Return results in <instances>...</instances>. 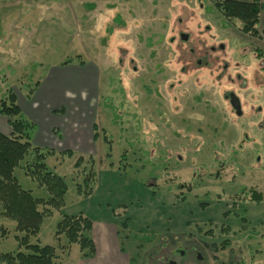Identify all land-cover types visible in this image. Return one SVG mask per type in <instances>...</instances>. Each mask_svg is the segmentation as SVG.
<instances>
[{
	"label": "rangeland",
	"instance_id": "obj_1",
	"mask_svg": "<svg viewBox=\"0 0 264 264\" xmlns=\"http://www.w3.org/2000/svg\"><path fill=\"white\" fill-rule=\"evenodd\" d=\"M216 1L0 0V97L11 89L27 99L45 78L63 81L77 99L78 130L90 133L95 124L98 135L87 150L46 157L66 192L30 243L65 254L59 248L65 236H54L57 223L62 214L80 213L92 221L97 243L87 264H165L175 247L186 250L177 264H264V11L254 37L241 32L237 19L223 17ZM204 55L209 67L195 70ZM68 59L71 67L53 76ZM170 83L174 91H167ZM217 89L237 93L241 116ZM14 175L35 197H48L21 166ZM188 183V198H176ZM252 190L262 194L259 201L250 200ZM123 221L127 227L119 226ZM3 222L8 235L0 251H16L15 223ZM110 224L113 231L118 226L129 261L114 249ZM66 253L74 261L80 251L71 244Z\"/></svg>",
	"mask_w": 264,
	"mask_h": 264
},
{
	"label": "trees",
	"instance_id": "obj_2",
	"mask_svg": "<svg viewBox=\"0 0 264 264\" xmlns=\"http://www.w3.org/2000/svg\"><path fill=\"white\" fill-rule=\"evenodd\" d=\"M214 6L227 20L237 19L240 22L241 32L259 37L257 24L260 12L264 11V1L220 0L216 1ZM260 57L263 55L261 54ZM69 62L70 59L65 60L61 65H67ZM79 64L82 65L83 62L79 60ZM0 115L7 118V124L11 129L9 135L0 131V217L13 221L15 231L18 233L15 235L18 249L6 253L0 251V264H58V247L30 243V238L38 234L43 219L51 214L50 209H60L63 205L66 192L65 180L45 164L46 157L52 155L54 151L32 145L35 125L24 116L11 89L0 97ZM92 129V137L95 140L98 137L95 124L92 125ZM103 137L108 144L111 142L104 130ZM62 153L72 156L71 150ZM27 157L29 160L23 162ZM82 160V156L78 157L73 164L74 168L78 167ZM19 166L23 168L26 176L46 189L48 192L46 199L34 197L29 190L20 186L14 175L15 168ZM91 176L93 177L94 174L91 173ZM91 180L88 177L84 178L85 183ZM77 190L82 191L80 186ZM84 192L89 194V189ZM151 193H154L153 190ZM249 194L250 200L256 202L262 197V194L256 190H252ZM122 225L127 223L123 221ZM91 229L92 221L87 216L80 213L62 214L54 233L57 239L60 235L66 238L67 244L59 246L61 252H67L71 244H76L83 258H92L95 246L91 238ZM222 231L227 232V229L220 228V233ZM204 233L210 236L213 234L212 230ZM7 235L6 227L0 225V240ZM224 244H227V240Z\"/></svg>",
	"mask_w": 264,
	"mask_h": 264
},
{
	"label": "crops",
	"instance_id": "obj_3",
	"mask_svg": "<svg viewBox=\"0 0 264 264\" xmlns=\"http://www.w3.org/2000/svg\"><path fill=\"white\" fill-rule=\"evenodd\" d=\"M7 41L10 42L11 40H7ZM0 49H3L2 46H0ZM5 49H10L11 51L14 50L13 47H11L8 44L5 47ZM62 67L65 68V70L64 69H61L59 71L51 70L52 75L53 76L60 75L61 73L67 70V67L70 68L71 66L65 65ZM49 75L50 72L48 76ZM51 77L52 76H50L48 79H51ZM53 81H55L54 78H52L51 82L46 81V78L43 81H40V83L37 84L36 87H34L33 93L30 95V97L27 98L28 100L26 98L24 99L19 98L15 95L17 104L20 107L22 113L27 119H29V121H31L35 125V129L32 134L31 143L33 146H37L42 149H47V148L52 149L54 151L53 154H55L57 151H60L59 153H62L66 150H71L72 152L77 150L81 151L79 149L87 150L88 146L91 144V141H93L92 127L90 133L89 130L87 129L86 131L84 130V133L82 132L80 133V131L78 130L79 120L76 117L77 99L70 97L73 96L70 85L67 83L66 84L63 83V81H59V82H53ZM45 83H48L49 85L45 91V96H42L41 94L38 98L37 95L39 94L41 89L44 88ZM53 90L56 91L55 99L52 93L49 96H46L48 92ZM65 90H69V92ZM54 115H57L56 120L53 119ZM0 117H1L0 131L6 135H9L11 133V129L7 124V118L2 115ZM77 138H79L78 142H77ZM82 152L85 153L86 151H82ZM53 154L48 155L47 157L53 156ZM36 185L38 186V184ZM38 187L42 188V186H38ZM26 190H29L32 193L31 189H26ZM0 219H2V221L0 222L3 223L0 225L4 226L3 219L5 218L0 217ZM110 221H112L111 218ZM120 225H122V222L119 223V226ZM107 226H108L109 234L113 235L111 236V239L114 240V249L117 251L118 256L123 261L124 260L129 261L127 257L124 256V253L121 252L123 251L124 246H122L121 240H119L118 238L119 237L118 226L114 227V231L113 228L111 227V224ZM122 226L127 227L126 225H122ZM92 228H93V223H92ZM61 236L62 235L58 237V240L60 239ZM91 238L95 246V253H94V257H95L97 253L96 250L97 243L95 242L92 233H91ZM107 241L109 242V240ZM61 246H65V245H61ZM65 254L67 253L65 252ZM65 254H61V255L58 254L59 255L58 264H87L89 259H91V258H83L80 253L78 260L73 261V260H68Z\"/></svg>",
	"mask_w": 264,
	"mask_h": 264
},
{
	"label": "flooded vegetation",
	"instance_id": "obj_4",
	"mask_svg": "<svg viewBox=\"0 0 264 264\" xmlns=\"http://www.w3.org/2000/svg\"><path fill=\"white\" fill-rule=\"evenodd\" d=\"M182 34H180V36H181ZM185 36V35H184ZM182 37V36H181ZM183 38V37H182ZM213 49V48H212ZM203 58H206V56L204 55V56H202L201 58H199V59H197L196 60V62H197V64L195 65V66H193L194 67V69L195 70H197V69H199L200 67H209V64L208 63H206L207 61H204L203 62ZM183 68H184V66H182ZM182 67H180V71H181V73H183V72H185V69H184V71L182 70ZM224 68H226V67H224ZM222 76H223V71L221 70L216 76H215V79H217V81H219L221 78H222ZM193 79H195L196 80V82H197V77L196 76H194L193 77ZM171 84V85H170ZM169 85L170 86H168L167 87V91L168 90H171V89H173V91H174V86H175V84H172V83H170ZM191 84H195V82H194V80L191 82ZM197 84V83H196ZM178 87L180 86V84H176ZM196 89H198V88H196ZM200 91V90H199ZM176 92V91H175ZM217 94H218V96L220 97V95H222L220 92H219V90L217 89ZM231 94H234L237 98L239 97L238 95H237V93H235L234 92V90L232 91L231 89L229 90V91H227L226 92V94H224V95H222V98H224V99H226V100H228V102H229V104H230V106L232 107V105H231V102H230V99H231ZM239 99V103H240V107H241V100H240V98H238ZM174 100H176L175 99V97L173 98V102H174ZM200 100V99H199ZM199 100H197V101H199ZM172 102V103H173ZM205 103H206V101H205ZM258 107H256V110L257 111H259V109H257ZM232 109H233V111H234V113H235V109L232 107ZM173 110H174V112H178L179 110H180V107H179V103L177 102L176 104H174V106H173ZM215 110V108H212V107H208L207 108V112H210V113H213L212 111H214ZM236 114V113H235ZM241 114H242V110H241ZM241 114L240 115H237L236 114V116H241ZM245 138H246V136H245ZM179 187H185L186 188V190H187V193H183V194H181L180 196H179V194L176 196V198H181V199H186V198H188V193L191 191V189H192V187H191V184L190 183H188V184H181V185H179ZM234 194V193H233ZM233 194H230V196L231 195H233ZM203 208H205V207H203ZM202 208V209H203ZM212 222H209V223H207V222H205V223H203L204 225H208V226H211V225H214V221L213 220H211ZM204 222V221H203ZM189 224H187V226H188ZM195 230L197 231V232H199V230H202V231H204L203 230V228L202 227H200V226H196L195 227ZM208 230H212L213 231V229L211 228V227H209L208 228ZM205 231H207V230H205ZM204 231V232H205ZM178 255H180V256H184V255H186V250L184 249V250H182L181 248H177V247H175L173 250H171L170 251V253H169V256H168V258L166 259V261H165V264H170V262H173V264H177V261L175 260V257L176 256H178ZM196 257H197V259H199L200 258V256L196 253ZM148 261H150L149 259H147V260H144L143 262H142V264H152V263H150V262H148Z\"/></svg>",
	"mask_w": 264,
	"mask_h": 264
},
{
	"label": "water",
	"instance_id": "obj_5",
	"mask_svg": "<svg viewBox=\"0 0 264 264\" xmlns=\"http://www.w3.org/2000/svg\"><path fill=\"white\" fill-rule=\"evenodd\" d=\"M230 102H231L232 107L235 109V113L237 115H240L241 107H240L239 99L234 94H231ZM170 264H173V262H171Z\"/></svg>",
	"mask_w": 264,
	"mask_h": 264
}]
</instances>
